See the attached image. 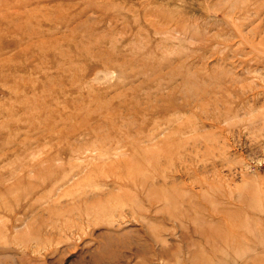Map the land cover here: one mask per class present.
I'll return each instance as SVG.
<instances>
[{
    "label": "rangeland",
    "instance_id": "obj_1",
    "mask_svg": "<svg viewBox=\"0 0 264 264\" xmlns=\"http://www.w3.org/2000/svg\"><path fill=\"white\" fill-rule=\"evenodd\" d=\"M0 264H264V0H0Z\"/></svg>",
    "mask_w": 264,
    "mask_h": 264
}]
</instances>
